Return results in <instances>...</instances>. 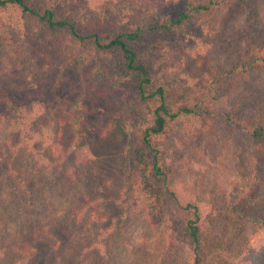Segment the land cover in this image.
<instances>
[{
  "label": "trees",
  "instance_id": "16d2710c",
  "mask_svg": "<svg viewBox=\"0 0 264 264\" xmlns=\"http://www.w3.org/2000/svg\"><path fill=\"white\" fill-rule=\"evenodd\" d=\"M62 1L0 0V121L17 146L50 145L55 161L76 166L87 163V133L124 123L129 164L114 200L147 225L141 241L160 246L159 264L178 249L187 264H220L211 252L218 217L242 223L222 264H264V110L252 112L248 93L239 95L264 89V8L257 0ZM249 7L256 12L239 56L222 61L214 41ZM57 107L66 116L56 130L45 115ZM208 133L226 135L222 151L236 147L220 193L203 184L218 162L206 156ZM102 200L87 198L73 213L77 223L88 214L106 238L115 225L106 226ZM99 245L81 252L95 248L94 264H113ZM22 252L26 264L34 252L29 244ZM9 255L0 234V260Z\"/></svg>",
  "mask_w": 264,
  "mask_h": 264
},
{
  "label": "rangeland",
  "instance_id": "374dc122",
  "mask_svg": "<svg viewBox=\"0 0 264 264\" xmlns=\"http://www.w3.org/2000/svg\"><path fill=\"white\" fill-rule=\"evenodd\" d=\"M95 2L92 0L88 4L95 7ZM256 2L257 9L264 8V0ZM255 12L256 9L250 7L236 12L234 16L240 21L229 20L223 26L222 33L214 41L215 51L222 61L237 60L241 39L251 29L249 21ZM247 93L251 104L249 110L262 112L264 89L244 86L239 95ZM104 110L98 111L99 114H103ZM48 113L45 115L47 120L54 121V129H60L66 113L60 107ZM90 117L92 119L94 114ZM98 130L85 136L87 163L75 166L71 159L62 163L55 161L50 145L33 142L34 151L19 148L18 135L0 121V234L10 248V255L0 260V264H23L24 244H29L34 252L26 264H79L86 260V264H94L97 249H90L84 254L81 252L93 240L99 242L113 264H159L160 246H148L141 241L142 235L150 231L147 225L124 212L114 200L123 171L129 164L124 155L127 127L119 122L107 129L106 134ZM238 134L240 138L242 130ZM224 139L226 135L213 137L208 133L203 136V142L209 144L206 156L213 151L218 157L217 164L209 169L208 176H204L203 184H211L218 193L231 184V166L236 149L230 141L225 143L227 149L222 151L220 144ZM35 151L39 158L35 157ZM98 195L104 197L100 204L107 214L106 226L115 225V230L106 238L96 237L98 229L88 214L77 223L73 213L87 198ZM241 225V222L230 223L218 217V233L211 248L212 262L222 264L232 259L229 255L233 248L238 247ZM44 228L45 234L42 233ZM98 235L101 236V233ZM178 252L180 254L176 257L173 253L167 257L165 252L164 263L187 264L182 250L178 249ZM225 253L229 254L226 256Z\"/></svg>",
  "mask_w": 264,
  "mask_h": 264
}]
</instances>
